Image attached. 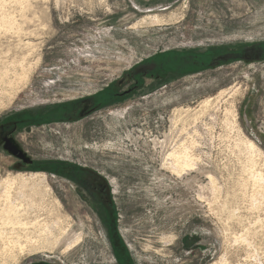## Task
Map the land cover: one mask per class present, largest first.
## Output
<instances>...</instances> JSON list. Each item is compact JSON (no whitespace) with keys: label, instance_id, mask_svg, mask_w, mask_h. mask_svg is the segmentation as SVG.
Here are the masks:
<instances>
[{"label":"rangeland","instance_id":"rangeland-1","mask_svg":"<svg viewBox=\"0 0 264 264\" xmlns=\"http://www.w3.org/2000/svg\"><path fill=\"white\" fill-rule=\"evenodd\" d=\"M153 14L165 21L141 22ZM182 54L199 64L165 70ZM14 125L42 167L3 149ZM168 150L189 153L188 173ZM8 179L29 231L61 216L81 237L31 253L0 223V264H118L122 248L124 264H264V0H0Z\"/></svg>","mask_w":264,"mask_h":264},{"label":"bare ground","instance_id":"bare-ground-1","mask_svg":"<svg viewBox=\"0 0 264 264\" xmlns=\"http://www.w3.org/2000/svg\"><path fill=\"white\" fill-rule=\"evenodd\" d=\"M146 16V15H145ZM4 19V18H3ZM2 19V20H3ZM147 20H149V22L151 23H159V22H162V21H165L163 17H160V15H149V16H146L142 19L141 22H147ZM11 21V19H10ZM170 21V20H169ZM5 23V22H4ZM13 23V22H12ZM11 23V24H12ZM164 23V22H163ZM170 24V23H169ZM10 25V24H8ZM13 25V24H12ZM159 25V24H158ZM15 26V25H14ZM20 27V26H19ZM14 28V27H13ZM18 28V27H17ZM22 64V63H21ZM20 64V65H21ZM23 65V64H22ZM24 68V67H23ZM24 71V70H23ZM3 74V73H2ZM22 76V75H21ZM27 76V75H26ZM219 95V94H218ZM205 99V98H204ZM215 99V98H214ZM214 101V100H213ZM205 104L207 105L209 102V100H204ZM213 103V102H212ZM210 106V105H209ZM204 109V107H201ZM210 109V108H209ZM208 110V109H207ZM202 111V110H201ZM199 112V111H196V113ZM180 113V112H179ZM178 113V114H179ZM233 113V112H232ZM181 114V113H180ZM198 114V113H197ZM196 114H194L193 116H195ZM230 122V121H229ZM249 140V139H248ZM244 141V139H243ZM251 141V140H250ZM245 142V141H244ZM156 143V142H155ZM159 143V142H158ZM166 143V141H161V144H162V147L166 146L164 145ZM242 143V141H241ZM247 143V142H246ZM254 143V142H253ZM253 143L252 142H249V144L251 145V147L253 146ZM160 144V143H159ZM169 144V142H168ZM171 144V143H170ZM174 144V143H173ZM177 144V143H176ZM245 144V143H244ZM175 145V144H174ZM185 145V144H184ZM178 146V145H176ZM247 146V145H246ZM178 148V147H176ZM184 148V147H183ZM253 148V147H252ZM168 149H171L168 148ZM181 149V148H180ZM186 149V148H185ZM184 149V151H185ZM248 149V148H247ZM174 150V148H173ZM251 150V149H250ZM253 150V149H252ZM165 151V150H164ZM249 151V150H248ZM169 154L167 157H164L163 158V162L165 161V163H169L170 164V167L172 169V172L175 171V173H177L178 175L181 174V173H188L191 166H192V163H191V160H190V156L188 155L189 153L185 152L184 154H180L181 156H179V153L177 152H170V150H168ZM167 152V153H168ZM183 153V152H182ZM250 153V152H249ZM253 153V152H252ZM191 155V154H190ZM192 157V156H191ZM193 161V160H192ZM195 161V160H194ZM193 161V162H194ZM195 163V162H194ZM165 165V164H164ZM168 165V164H167ZM166 166V165H165ZM196 166V165H195ZM254 166V165H253ZM196 168V167H195ZM194 169V168H193ZM171 173V172H170ZM174 173V172H173ZM174 173V174H175ZM183 174V175H184ZM32 175V174H31ZM177 175V176H178ZM30 176V175H29ZM41 177V176H40ZM44 177V176H43ZM181 177V175H180ZM256 177V176H255ZM7 178H9L7 176ZM12 178V177H11ZM17 178V177H16ZM39 178V177H37ZM257 178V177H256ZM260 178V177H259ZM6 179V178H5ZM33 179V178H32ZM41 179V178H40ZM257 180V179H256ZM4 181V180H3ZM45 181V180H43ZM27 182V181H26ZM26 182H24L26 184ZM36 182V180H35ZM22 183V182H21ZM32 183V182H31ZM11 185H12V182H11V179H8L6 181H4V184L3 186L1 187L0 189V198L2 197L5 201V205L0 208V223L2 225H10L11 226V230L14 229V226H17V225H20V226H23L22 228V231H24V237H25V242L23 243L22 240H20V238H17L20 234V232H18V227L16 228L17 229V232H14V233H17V242L20 244V249L19 250H23L25 248H29V250L32 252H42L43 250H48V249H54L56 246H58L59 244L61 243H65L66 245V249H70L72 247H74L75 245H77L79 239H80V235H76L75 233H73L72 231H69L68 229L70 228H65L62 226V223L58 220V218H60L61 216H59L57 218V221H52L50 223H47V224H40L39 222L37 224H33V226L31 227L34 228L32 230L29 231V229L27 228V225L30 224V222L28 223L27 221H23L24 219H21L20 218V210L22 209H19L18 208V204L19 203H15L13 202L14 201V196L13 198L11 197ZM28 186V185H26ZM38 186V185H37ZM22 187V186H21ZM25 187V186H24ZM42 186H40L39 188H41ZM36 188V187H35ZM13 189V188H12ZM17 189V187L15 188ZM20 189V188H19ZM37 190V189H36ZM18 191V190H17ZM20 191V190H19ZM39 191V190H38ZM41 191V190H40ZM39 191V192H40ZM24 192V191H23ZM23 192L20 191L19 192V195L22 196L23 195ZM35 192V191H34ZM33 192V194H34ZM38 194V193H37ZM32 195V194H31ZM30 195V196H31ZM33 197H35L34 195H32ZM31 196V197H32ZM30 197V198H31ZM13 199V201H12ZM17 199V198H16ZM25 199V198H24ZM32 199V198H31ZM19 200V199H18ZM26 200V199H25ZM33 200V199H32ZM36 200V199H35ZM2 201V200H1ZM21 201V200H20ZM18 201V202H20ZM23 203V201H22ZM25 203V202H24ZM23 203V204H24ZM30 203V202H29ZM4 204V202H3ZM21 204V203H20ZM36 205V204H34ZM20 206V205H19ZM27 206V205H26ZM31 206V205H30ZM35 207V206H34ZM23 208V207H22ZM25 208V207H24ZM24 208H23V211H24ZM28 209L30 208L29 206L27 207ZM30 209H33V208H30ZM32 211H30L31 213ZM58 216V215H57ZM29 217V216H28ZM27 217V218H28ZM36 217V216H35ZM26 218V219H27ZM34 218V217H33ZM32 218V219H33ZM29 220V218H28ZM36 220V219H34ZM52 220V219H51ZM54 220V219H53ZM30 221V220H29ZM46 221V219H45ZM31 225V224H30ZM13 227V229H12ZM8 228V227H7ZM14 229V231L16 230ZM2 233V232H1ZM22 233V234H23ZM2 234H5V233H2ZM16 235V234H15ZM1 237V236H0ZM162 237V236H161ZM167 237V236H166ZM165 237V238H166ZM13 238V236L11 237ZM8 242H9V239H7ZM164 241V240H163ZM5 242V241H3ZM12 242V241H11ZM10 242V243H11ZM6 243V242H5ZM13 243V242H12ZM5 246V245H4ZM12 246V245H11ZM9 247V246H8ZM16 247V246H15ZM7 249V248H6ZM11 249V248H9ZM160 249V248H159ZM157 250V249H156ZM163 250V249H162ZM29 251V252H30ZM23 253V252H22ZM28 253V251H27ZM164 253V252H162Z\"/></svg>","mask_w":264,"mask_h":264},{"label":"water","instance_id":"water-1","mask_svg":"<svg viewBox=\"0 0 264 264\" xmlns=\"http://www.w3.org/2000/svg\"><path fill=\"white\" fill-rule=\"evenodd\" d=\"M262 48H257L255 50L253 49H243V50H239L238 52L234 53V54H226V55H218L217 57L215 58H212L208 63L206 61H201L202 63H207L205 66H212V65H215L216 63H218L219 60H227V59H234V58H237V57H244L246 58L247 55L249 57H261V55H259L261 52H262ZM189 55V54H188ZM161 57H164L161 56ZM172 59L173 61H175V65H174V69L173 71H177V72H181L182 70L186 69V68H189V64L192 63H195V64H199L198 62H192L191 61V58L189 60V57L186 56V55H175V56H172ZM148 73V70H147V67L145 65H139L137 67L134 68V70L131 71V75L134 76V77H139L140 75L142 74H147ZM92 104L94 105V102H92ZM82 108L80 110V114H84L87 112V108L90 106V103L88 104H82ZM76 109L75 107H71L70 108V112L72 113H75ZM58 116L59 118L62 117V115H56ZM64 116V115H63ZM53 120H56V119H53ZM16 128V125H14V128L13 129H10L8 131V134L5 135V137L3 138V149L6 150L8 153L14 155L15 157L21 159L24 163H31V159L29 157L26 156V154L23 152V150L19 147V145L14 141V139L10 136V132L15 130ZM39 167H42V166H39ZM112 233V231H111ZM113 235V234H112ZM121 248V247H120ZM123 250V249H122ZM124 251V250H123ZM125 252V251H124Z\"/></svg>","mask_w":264,"mask_h":264},{"label":"flooded vegetation","instance_id":"flooded-vegetation-1","mask_svg":"<svg viewBox=\"0 0 264 264\" xmlns=\"http://www.w3.org/2000/svg\"><path fill=\"white\" fill-rule=\"evenodd\" d=\"M31 164H32V165H31ZM31 164H29V167H30V166L33 167L34 164H36V163L33 164V162H32ZM36 165H37V164H36ZM37 166H39V165H37ZM116 250L119 252V253H118V252L116 253V251H115L116 261H117L118 264H123L124 259H123V256H122V255H124V254L121 252L120 249H119V250L116 249ZM120 252H121V254H120ZM120 257H121L122 259H121Z\"/></svg>","mask_w":264,"mask_h":264},{"label":"trees","instance_id":"trees-1","mask_svg":"<svg viewBox=\"0 0 264 264\" xmlns=\"http://www.w3.org/2000/svg\"><path fill=\"white\" fill-rule=\"evenodd\" d=\"M169 69H172V66L171 67H166V69L165 70H169ZM173 70V69H172ZM105 97V96H104ZM39 167V166H38ZM52 167H54V171H58V172H60V169H59V167H61V166H59V165H57V166H52ZM110 219V218H109ZM110 220H112V219H110ZM123 250H124V248H122ZM124 252V251H123ZM124 255H122L123 256V259H124V262H123V264L125 263V261L127 260L128 261V255H127V253H126V251L123 253ZM129 263V262H128Z\"/></svg>","mask_w":264,"mask_h":264}]
</instances>
